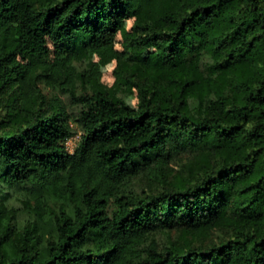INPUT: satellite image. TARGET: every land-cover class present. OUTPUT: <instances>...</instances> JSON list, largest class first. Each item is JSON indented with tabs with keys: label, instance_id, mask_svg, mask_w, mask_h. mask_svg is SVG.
<instances>
[{
	"label": "trees",
	"instance_id": "16d2710c",
	"mask_svg": "<svg viewBox=\"0 0 264 264\" xmlns=\"http://www.w3.org/2000/svg\"><path fill=\"white\" fill-rule=\"evenodd\" d=\"M0 264H264V0H0Z\"/></svg>",
	"mask_w": 264,
	"mask_h": 264
},
{
	"label": "rangeland",
	"instance_id": "374dc122",
	"mask_svg": "<svg viewBox=\"0 0 264 264\" xmlns=\"http://www.w3.org/2000/svg\"><path fill=\"white\" fill-rule=\"evenodd\" d=\"M131 24H132V19L123 20L120 24V29L116 35L114 43L111 46L104 48L100 53L92 52L90 55V62H95L99 65L101 71V81L107 87L109 95L113 99L122 100L128 105L135 107L138 101L135 89L133 87L123 86L117 83L112 73L116 65L115 52L122 50V41L125 37L129 36ZM142 57L154 65H156L159 60L157 53L153 49H148L145 52H143ZM42 58L43 57L40 55L29 56L26 62L29 63L30 65H34L40 62ZM44 92L48 97L52 95L51 92L46 89H44ZM63 99L65 98L63 97ZM78 109H79L78 105L72 107V111L74 112ZM72 125L74 129V134L66 141V147L69 152L73 151V149L78 144L80 139V131L78 126H76L74 123H72ZM188 159H191V157L189 156L188 153H184L182 157V161L179 164L174 162L171 164L170 168L172 169V172L176 173L178 171L179 165L184 163ZM158 184H159L158 181H152L145 176L139 175L138 178L134 181V185L132 188L140 192L142 189L153 190L157 188ZM26 197H28L27 194H23V193L14 194L11 200V205L14 208H16L20 213L19 221L21 223H24L29 217L30 210L22 206L23 203H25ZM53 206L56 207V205L54 204ZM176 233H177L176 229H172L170 231L171 236L176 235ZM156 238L159 241H162L164 239V237L160 234L157 235Z\"/></svg>",
	"mask_w": 264,
	"mask_h": 264
}]
</instances>
